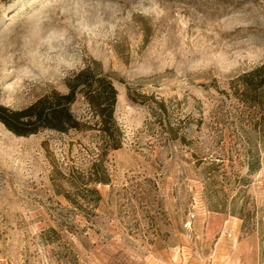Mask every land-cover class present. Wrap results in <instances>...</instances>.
<instances>
[{"label": "rangeland", "instance_id": "374dc122", "mask_svg": "<svg viewBox=\"0 0 264 264\" xmlns=\"http://www.w3.org/2000/svg\"><path fill=\"white\" fill-rule=\"evenodd\" d=\"M93 62L122 148L0 123V264H264V112L235 93L264 64V0H0L1 105Z\"/></svg>", "mask_w": 264, "mask_h": 264}, {"label": "trees", "instance_id": "16d2710c", "mask_svg": "<svg viewBox=\"0 0 264 264\" xmlns=\"http://www.w3.org/2000/svg\"><path fill=\"white\" fill-rule=\"evenodd\" d=\"M238 85L235 93L244 102L264 112V64L239 77ZM66 86V93L54 90L21 110L0 104V123L21 137L36 135L46 130L59 133L97 130L101 134L105 155L111 150L121 149L123 132L115 118L118 91L101 65L97 62L89 64L69 77ZM79 97L88 104L94 120L93 125L80 120L73 113L72 106ZM158 105L160 109L166 110L164 103ZM172 131L173 129L171 133ZM97 166L94 165L88 182L83 184L86 186L83 191L92 196L99 195V192L88 188V185L107 182L98 176ZM51 232L56 233L53 229Z\"/></svg>", "mask_w": 264, "mask_h": 264}]
</instances>
